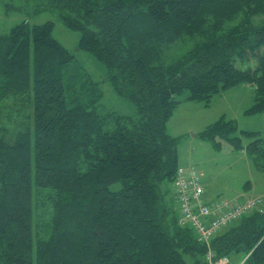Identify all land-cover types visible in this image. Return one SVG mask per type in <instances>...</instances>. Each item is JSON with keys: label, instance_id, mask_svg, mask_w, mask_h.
<instances>
[{"label": "trees", "instance_id": "obj_1", "mask_svg": "<svg viewBox=\"0 0 264 264\" xmlns=\"http://www.w3.org/2000/svg\"><path fill=\"white\" fill-rule=\"evenodd\" d=\"M81 34L135 116L108 112L101 85L27 21L0 35V264H210L183 224L172 185L181 98L208 105L255 86L264 113V0H34ZM221 118L202 137L228 141L264 170V140L243 147ZM247 136L252 133H244ZM191 168V167H187ZM213 261L264 264V213L212 240Z\"/></svg>", "mask_w": 264, "mask_h": 264}, {"label": "rangeland", "instance_id": "obj_2", "mask_svg": "<svg viewBox=\"0 0 264 264\" xmlns=\"http://www.w3.org/2000/svg\"><path fill=\"white\" fill-rule=\"evenodd\" d=\"M35 8L34 0H0V35L8 34L24 21L31 26L53 23L55 40L74 55L75 63L85 69L93 80L103 83L104 109L121 116H135V107L116 95L113 87L105 83L104 66L93 55L79 48L81 34L64 26L57 12L46 10L36 13ZM186 96L181 98L167 125L168 134L179 141L180 165L194 167L202 174L208 201L264 200V170L254 165L245 149L238 151L228 141L202 137L210 125L225 117L237 125L234 137L242 140L244 148L257 140H264V113L247 114L254 103L255 86L247 83L235 86L216 95L208 105L184 101ZM187 262L193 263L190 258ZM228 264H246V257L233 254L228 258Z\"/></svg>", "mask_w": 264, "mask_h": 264}, {"label": "built area", "instance_id": "obj_3", "mask_svg": "<svg viewBox=\"0 0 264 264\" xmlns=\"http://www.w3.org/2000/svg\"><path fill=\"white\" fill-rule=\"evenodd\" d=\"M174 187L182 212V223L190 224L195 229L198 240L208 247L222 229L253 211L263 212L264 200L260 199L240 202L219 199L211 203L206 202L202 175L194 169H179ZM210 218L213 219L208 222ZM213 258L214 254L209 250L207 259L211 262Z\"/></svg>", "mask_w": 264, "mask_h": 264}, {"label": "crops", "instance_id": "obj_4", "mask_svg": "<svg viewBox=\"0 0 264 264\" xmlns=\"http://www.w3.org/2000/svg\"><path fill=\"white\" fill-rule=\"evenodd\" d=\"M208 184H209V182H208ZM205 193H206V192H205ZM212 200H214V199H212ZM212 200H211V201H212Z\"/></svg>", "mask_w": 264, "mask_h": 264}]
</instances>
